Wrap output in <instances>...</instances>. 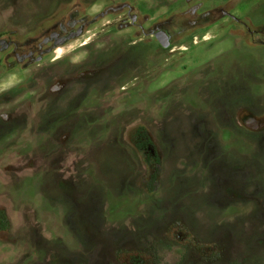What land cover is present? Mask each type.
I'll return each instance as SVG.
<instances>
[{
    "label": "rangeland",
    "instance_id": "1",
    "mask_svg": "<svg viewBox=\"0 0 264 264\" xmlns=\"http://www.w3.org/2000/svg\"><path fill=\"white\" fill-rule=\"evenodd\" d=\"M0 36V264H264V0H0Z\"/></svg>",
    "mask_w": 264,
    "mask_h": 264
},
{
    "label": "flooded vegetation",
    "instance_id": "2",
    "mask_svg": "<svg viewBox=\"0 0 264 264\" xmlns=\"http://www.w3.org/2000/svg\"><path fill=\"white\" fill-rule=\"evenodd\" d=\"M209 16H210V14H206L204 16L203 15H199V16H196L194 18H189V21H187L185 19V16L177 17V20L175 21L176 23L175 22L173 23V27L172 28H174L178 32H184L186 30L189 31L190 29H188V28L189 27L192 28V26H194L198 22V20H200V21L207 20ZM66 18H68V17H66ZM72 22H75V20H73ZM68 25L71 26L70 28L79 27V25L76 26V23L73 24V26H72V24H68ZM65 27H66L65 25L61 26V28H62V30H64V32H65V29H66ZM79 28H81V30L83 29V27H79ZM166 31H167V29L162 27L159 30H157L155 32V34L153 35L155 37V39L157 40V42H159V44H161L162 46L164 44L165 45L168 44V41L165 39V36H164ZM167 33H168V31H167ZM68 36H69V33H68V35H66L65 38H60L59 32H56V30H54V29L50 30L47 33V37L46 38H48V40L45 42V46L48 45V44H51L53 46V45H57V44H60V43L66 42V41L68 42V40H69ZM1 38L2 37L0 36V39Z\"/></svg>",
    "mask_w": 264,
    "mask_h": 264
},
{
    "label": "trees",
    "instance_id": "3",
    "mask_svg": "<svg viewBox=\"0 0 264 264\" xmlns=\"http://www.w3.org/2000/svg\"><path fill=\"white\" fill-rule=\"evenodd\" d=\"M153 143H152V140L150 138V136H148V133L145 129L143 128H140L138 130V137L135 141V147L136 149L143 153V152H149L150 153V147H152ZM147 154V162L150 163V160L151 157H150V154ZM155 163L156 165H158V163L160 162L159 159H157L155 157ZM8 228V224L6 222V219H5V216L3 213L0 212V231H3V230H7Z\"/></svg>",
    "mask_w": 264,
    "mask_h": 264
},
{
    "label": "water",
    "instance_id": "4",
    "mask_svg": "<svg viewBox=\"0 0 264 264\" xmlns=\"http://www.w3.org/2000/svg\"><path fill=\"white\" fill-rule=\"evenodd\" d=\"M164 46V45H163ZM166 46H169L168 44H166Z\"/></svg>",
    "mask_w": 264,
    "mask_h": 264
}]
</instances>
